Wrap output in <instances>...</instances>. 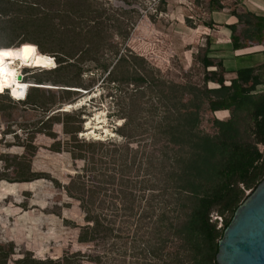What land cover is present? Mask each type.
<instances>
[{"label":"trees","instance_id":"16d2710c","mask_svg":"<svg viewBox=\"0 0 264 264\" xmlns=\"http://www.w3.org/2000/svg\"><path fill=\"white\" fill-rule=\"evenodd\" d=\"M124 2L127 7L108 6L100 0H0V31L22 36L19 43L5 47L35 44L41 53L55 56L59 66L51 74L75 73L77 82L53 81L62 87L64 100L81 99L80 91L92 93L83 75L93 69L101 71L103 83L112 90L111 117L122 121L115 125L116 132L148 144L147 161L165 173L158 190L146 180L138 182L148 197L129 235L119 234L116 228L121 211L118 194L80 198L90 221L81 228L79 240L93 247L67 252L63 264H102L111 251L127 252L128 264H218L219 241L226 228L238 207L264 180V92H257L264 85V62L229 72L223 59L210 56L214 47L208 37L201 61L206 79L217 84L219 93V97L208 98V106L213 113L228 111L229 118L218 122L212 138L199 137L196 121L176 106L161 69L130 47L143 14L131 1ZM160 2L165 5L160 12H167V0ZM208 9L212 14L226 6L221 0H209ZM231 15L236 22L223 28L232 50L240 53L260 47L264 56V16L238 8ZM204 26L213 30L215 23ZM11 60L0 61V67ZM27 62L23 67L54 66L43 55L31 54ZM229 73L235 74L230 81ZM16 83L2 88L0 97L9 89L16 94L20 81ZM196 98L200 106L205 104L197 91ZM102 142L114 146L112 139ZM83 144L93 148L90 153L97 152L96 142ZM215 216L222 218L221 226ZM32 263L28 258L20 260V264ZM0 264H8L7 259Z\"/></svg>","mask_w":264,"mask_h":264},{"label":"rangeland","instance_id":"374dc122","mask_svg":"<svg viewBox=\"0 0 264 264\" xmlns=\"http://www.w3.org/2000/svg\"><path fill=\"white\" fill-rule=\"evenodd\" d=\"M100 1L114 7H127L124 1H131L141 11L143 16L130 47L161 69L176 106L196 121V134L212 138L218 122L228 119L229 112L213 113L209 109L208 98L219 97L218 86L206 79L207 70L201 59L208 37L212 38L213 47L218 42L227 45L231 42L213 35L219 31L229 38L224 23H220L224 16L214 17L209 12V0H167V12H160L165 7L160 0ZM224 4L226 9L221 11L224 15L235 8L243 10L233 0ZM5 7L11 9L10 5ZM211 21L215 23L214 29L205 30L204 23ZM21 39L22 36L0 31V53L10 54L0 61L25 57L27 48L33 55L48 58L54 66L31 69L23 67L28 65L26 58L19 60L20 75L34 87L24 101L13 99L9 92L0 97V261L7 259L8 264H20L21 259L28 258L32 264H63L67 252H86L93 247L92 243L79 240L81 228L90 221L80 198L99 199L105 192L118 194L121 211L116 228L119 234L129 235L148 197V191L140 188L142 184L138 182L146 180L152 189L158 190L165 173L147 161L148 144L140 139H125L116 132L115 125L122 121L111 117L112 90L103 83L101 71L93 69L83 75L84 83L93 87L92 93H82L78 100L77 97L64 100L62 93L53 89L57 87L53 81L77 82L75 73L51 74V69L58 65L55 56L41 53L35 44L5 47ZM213 52L219 53H211V57L221 59L227 49L214 48ZM260 53L261 48L257 47L239 55ZM234 78V73L227 75L229 81ZM196 91L205 98L203 106L199 105ZM10 92L14 94L13 90ZM257 92H264V85ZM77 102L81 104L65 112L66 104ZM84 105L86 109L80 110ZM107 139H112L114 146L102 142ZM83 141L96 142L97 152L90 153L93 148L81 145ZM261 150L264 152V146ZM114 156L116 166L112 164ZM217 218L221 226L222 218L214 217ZM128 262L127 252L111 251L106 253L102 264Z\"/></svg>","mask_w":264,"mask_h":264},{"label":"water","instance_id":"95a60500","mask_svg":"<svg viewBox=\"0 0 264 264\" xmlns=\"http://www.w3.org/2000/svg\"><path fill=\"white\" fill-rule=\"evenodd\" d=\"M22 79L20 75L19 80ZM217 261L218 264H264V180L236 210L219 241Z\"/></svg>","mask_w":264,"mask_h":264},{"label":"crops","instance_id":"0c3cea01","mask_svg":"<svg viewBox=\"0 0 264 264\" xmlns=\"http://www.w3.org/2000/svg\"><path fill=\"white\" fill-rule=\"evenodd\" d=\"M222 2L229 1V0H221ZM238 2L240 4V7H242V12L250 11L252 13H255L258 16H264V0H233ZM214 17L217 15L224 16L223 22L224 24H231L236 22V18L233 17L231 14H221V12H214L212 13ZM212 15V16H213ZM213 35L216 39H220L223 41L227 39L228 41L230 38L227 36L222 35L219 31L213 32ZM214 48H217L218 50H225L227 49L226 55H221L220 58L224 60V64L229 72L237 71L242 68H248V67H256L258 65H261L264 62V56L263 54H253V55H239L240 53L234 52L231 48L230 43L227 45L225 43H216ZM243 52V51H239ZM213 53H219V52H212ZM225 53V52H221ZM211 56V55H210ZM219 58V57H218ZM230 63V66L228 65ZM230 68H229V67Z\"/></svg>","mask_w":264,"mask_h":264},{"label":"bare ground","instance_id":"6f19581e","mask_svg":"<svg viewBox=\"0 0 264 264\" xmlns=\"http://www.w3.org/2000/svg\"><path fill=\"white\" fill-rule=\"evenodd\" d=\"M28 59H24V60H26L25 62H27ZM21 65H22L21 61H19V60L18 61L17 60H11V61H6L4 63V65L2 67H0V69H2V71H0V90L8 89V88H5V87H9V86L13 85V83L15 81H17V79L19 80V76H20V66ZM19 81H20V83L17 86L16 94H15V91L14 90H13L14 91V94L11 93V92H9V91H7V92L10 93L11 97L14 96V98H17L15 100H17V101H24L26 99L25 96L29 92L30 88L33 87V86H32V84L26 82L24 80V78L22 80H19ZM9 90H11V89H9ZM79 104H81V103H78L77 102V103H74V104H67V105L64 106L65 107L64 110L65 111H71L72 109L76 108L77 105H79ZM95 135H97V134H95ZM96 138H98V137H96Z\"/></svg>","mask_w":264,"mask_h":264},{"label":"snow or ice","instance_id":"6c2138e0","mask_svg":"<svg viewBox=\"0 0 264 264\" xmlns=\"http://www.w3.org/2000/svg\"><path fill=\"white\" fill-rule=\"evenodd\" d=\"M32 54V51L30 49H25L24 50V56L26 59L30 58ZM6 55H10L9 53H0V60H2V58ZM0 71H2V69H0Z\"/></svg>","mask_w":264,"mask_h":264},{"label":"built area","instance_id":"2783aa9c","mask_svg":"<svg viewBox=\"0 0 264 264\" xmlns=\"http://www.w3.org/2000/svg\"><path fill=\"white\" fill-rule=\"evenodd\" d=\"M29 93V92H28ZM28 93H27V95L25 96L26 97V99H27V97H28Z\"/></svg>","mask_w":264,"mask_h":264}]
</instances>
